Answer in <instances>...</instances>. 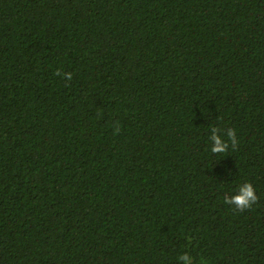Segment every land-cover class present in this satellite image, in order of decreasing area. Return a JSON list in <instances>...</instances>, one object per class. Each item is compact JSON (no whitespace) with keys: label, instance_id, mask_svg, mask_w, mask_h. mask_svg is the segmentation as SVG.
<instances>
[{"label":"trees","instance_id":"trees-1","mask_svg":"<svg viewBox=\"0 0 264 264\" xmlns=\"http://www.w3.org/2000/svg\"><path fill=\"white\" fill-rule=\"evenodd\" d=\"M184 253L264 264V0H0V264Z\"/></svg>","mask_w":264,"mask_h":264},{"label":"clouds","instance_id":"clouds-1","mask_svg":"<svg viewBox=\"0 0 264 264\" xmlns=\"http://www.w3.org/2000/svg\"><path fill=\"white\" fill-rule=\"evenodd\" d=\"M56 75L62 76V78H66L68 81L72 79V73H61L60 70H57ZM118 124V122H117ZM116 133L120 131V128L117 126L115 129ZM211 136L209 137L210 141L214 142V145L211 147L210 151L213 154H222L227 153L229 150V147L231 146L232 149H236L238 146V139L236 130L233 128L226 129V137L227 140L224 139V137L219 134L221 133V129L217 127L211 128ZM238 194L229 196H224V203L227 205L234 206L235 210L238 211H246L250 210L254 204H256L259 201V197L256 194L255 188L252 183H244L241 184L237 191ZM179 261H182L183 264H193V257L189 255L188 253L181 254L178 257Z\"/></svg>","mask_w":264,"mask_h":264}]
</instances>
